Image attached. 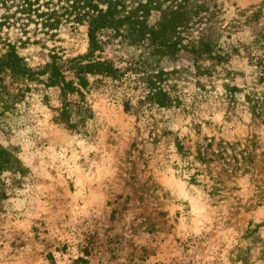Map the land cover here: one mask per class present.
Segmentation results:
<instances>
[{"label": "rangeland", "instance_id": "1", "mask_svg": "<svg viewBox=\"0 0 264 264\" xmlns=\"http://www.w3.org/2000/svg\"><path fill=\"white\" fill-rule=\"evenodd\" d=\"M217 1L216 45L225 57L199 61L211 76H196L184 53L151 57L112 43L107 58L122 74L88 76L90 116L57 119V90L41 87L2 118L0 145L18 170L0 175V264H264V123L241 94L230 106L222 94V77L249 86L255 58L264 59L252 44L264 29V0ZM31 3L0 0V38L29 66L51 52L65 62L86 51L85 26L43 25L44 13H60L65 0ZM151 72L174 97L170 107L145 98ZM196 126L216 139L252 141L262 170L227 178L218 190L205 171L190 181L194 170L175 140L192 146Z\"/></svg>", "mask_w": 264, "mask_h": 264}, {"label": "trees", "instance_id": "2", "mask_svg": "<svg viewBox=\"0 0 264 264\" xmlns=\"http://www.w3.org/2000/svg\"><path fill=\"white\" fill-rule=\"evenodd\" d=\"M23 2L29 7L32 4L31 0ZM217 7V0H65L60 13L56 9L44 13L47 17L43 25L56 28L71 21L85 26L86 51L65 62L51 52L47 54L49 60L29 66L13 42L0 38V122L18 107L25 93L47 88L58 93L57 119L75 124L76 116L78 121L90 116L92 111L85 101L88 76L118 79L122 74L107 58L105 50L112 43L135 46L151 57H178L184 53L192 57L196 76H211V67H204L199 61L204 57L216 61L225 57L216 45L218 34L213 18ZM152 16L156 18L150 22ZM187 31H195L196 35H184ZM252 44L264 48V29L255 34ZM253 66L249 86L232 85L228 73V77H222V94L229 106L239 100L237 93L241 94L251 118L264 123V59L256 57ZM146 80L145 98L157 107H170L174 97L159 85L161 75L151 72ZM200 87L205 90L203 85ZM199 129H194L196 138L190 147L175 140L177 154L188 169L194 170L190 181H196L205 171L213 183L211 188L218 190L227 178L242 173L257 175L262 170L263 167L257 168L258 156L252 141L241 145L238 141L200 134ZM9 170H18V161L10 149L0 145V175Z\"/></svg>", "mask_w": 264, "mask_h": 264}]
</instances>
